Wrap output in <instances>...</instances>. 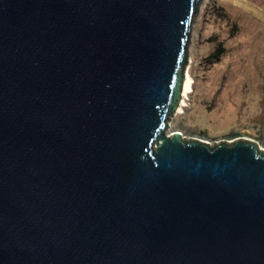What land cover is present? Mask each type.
I'll return each mask as SVG.
<instances>
[{"label":"water","instance_id":"water-1","mask_svg":"<svg viewBox=\"0 0 264 264\" xmlns=\"http://www.w3.org/2000/svg\"><path fill=\"white\" fill-rule=\"evenodd\" d=\"M199 0H0V264H264V147L165 131Z\"/></svg>","mask_w":264,"mask_h":264},{"label":"rangeland","instance_id":"rangeland-1","mask_svg":"<svg viewBox=\"0 0 264 264\" xmlns=\"http://www.w3.org/2000/svg\"><path fill=\"white\" fill-rule=\"evenodd\" d=\"M221 42V58H209ZM187 51L192 88L165 131L211 145L247 137L264 147V0H199Z\"/></svg>","mask_w":264,"mask_h":264},{"label":"bare ground","instance_id":"bare-ground-1","mask_svg":"<svg viewBox=\"0 0 264 264\" xmlns=\"http://www.w3.org/2000/svg\"><path fill=\"white\" fill-rule=\"evenodd\" d=\"M191 88H192V77H191L189 70L187 69L186 80H185V85L183 89L184 97L182 98V104L179 106V111H181L183 104H185L186 94L191 90Z\"/></svg>","mask_w":264,"mask_h":264},{"label":"trees","instance_id":"trees-1","mask_svg":"<svg viewBox=\"0 0 264 264\" xmlns=\"http://www.w3.org/2000/svg\"><path fill=\"white\" fill-rule=\"evenodd\" d=\"M220 7H223V6H220ZM224 51H225V48H224V46H223V44H222V42L221 43H219V45L208 55V57L209 58H211V59H220L221 58V56L223 55V53H224Z\"/></svg>","mask_w":264,"mask_h":264}]
</instances>
